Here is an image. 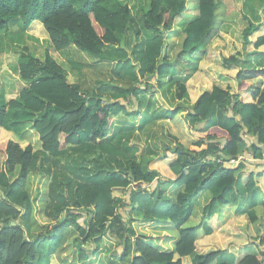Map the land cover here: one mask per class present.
<instances>
[{"label": "trees", "instance_id": "obj_1", "mask_svg": "<svg viewBox=\"0 0 264 264\" xmlns=\"http://www.w3.org/2000/svg\"><path fill=\"white\" fill-rule=\"evenodd\" d=\"M220 4V0H197L191 6L193 18L177 29L189 0H150L141 25L121 0H0V42L4 35H40L54 51L76 48L96 61H113L129 37L144 39L138 57L142 82L137 80V86L116 95L114 101L85 93L78 82H71L50 50L42 57L26 45L2 51L24 85L14 93L13 82L0 81V264H53V258L65 253L71 230L77 234L74 245L81 263L96 256L104 239L122 247L120 260H128L127 264H216L230 246L256 243L252 224L264 174L244 176L242 163L236 167L226 163L239 157L247 145L246 135L257 139L247 146L252 157L263 159L264 83L254 88L250 82L264 79V67L245 70L240 53L227 58L205 47L219 34L215 22ZM241 20L246 23L241 30L244 52L264 56V19L256 23L242 13ZM201 48L208 59H220L222 67L239 70L238 93L207 88L183 116L198 140L187 148L174 137L175 146L167 147L161 157L138 160L135 147L129 146L130 136L124 141L113 137L114 120L138 119L144 99L151 103L149 97L165 85L175 86L177 100L189 98L188 81L197 69L184 75L178 67ZM247 91H252L254 103L244 102L241 94ZM133 103L138 109L130 111ZM182 111L178 106L169 114H156L173 120ZM23 124L36 135L35 146L18 135L16 127ZM137 128L139 132L146 127ZM109 148L122 157L115 158L114 168L103 155ZM72 155L78 158L76 163L70 162ZM94 159L96 175L90 177ZM103 169L107 175L102 181L98 174ZM33 177L46 182L43 194L38 190L34 198L28 188ZM174 184L182 189L175 203L164 189ZM240 186L250 210L220 227L219 246H214L209 222L216 208L232 203ZM207 191L218 196L202 218H192L194 198ZM36 202L51 222L45 231H30L31 236L27 227L36 224L32 216ZM11 220L16 226L10 225ZM138 222L164 224L173 235L159 243V238L138 234ZM237 264H264V252Z\"/></svg>", "mask_w": 264, "mask_h": 264}, {"label": "rangeland", "instance_id": "obj_2", "mask_svg": "<svg viewBox=\"0 0 264 264\" xmlns=\"http://www.w3.org/2000/svg\"><path fill=\"white\" fill-rule=\"evenodd\" d=\"M149 1L150 0H121L122 3L132 8V13L135 14V17L139 21L140 25L141 14L143 10L148 9ZM196 1L197 0H189L188 9L183 14L182 22L177 26V29H182L183 23L193 18L195 13L191 6H193ZM220 2L221 4L217 12L215 24L217 25V31L219 33V37L217 38L221 39L220 41H215V39L213 41L211 40L208 49H213L217 52L221 49H226L225 51H227V53H233L234 51H237L240 48V43L242 42L241 30L246 24L244 20H241L242 13H246L256 23L262 22L264 19V0H220ZM221 34L223 35V37L221 36ZM143 40L144 39H135L133 37H129L125 41L126 44L121 49H119L120 53L116 55L117 57L115 60L96 61L90 58L89 56L85 55L84 53L80 52L76 48H72L62 52L54 51L53 49H51L48 40L40 35L37 36V38L24 33H21L19 35H4L2 41L0 42V61L3 62V67L0 69V81L8 79L10 82H13V85L11 87L14 93H18L20 87H23L24 83L19 80L18 73L15 70H12L11 67H9L7 60H5V55L2 51H7L12 48L18 49V46L26 45L30 48V50L35 49V52L38 54L39 57L44 56L46 50H50V53L53 58H55V60L67 70L70 81L78 82L83 87L85 93L96 92L104 99V101H114L116 95H123L124 93L131 90L133 87L137 86L140 81L142 82L141 68L138 62V57L141 54L140 50ZM222 41L224 42L222 43ZM220 53L222 54V52ZM190 55H188L187 59L191 61V64H194L199 54L194 53L192 55L194 56L192 57V59H190ZM137 80L140 81L137 82ZM151 83L154 84V80H152ZM158 97H160L163 106L166 105V103L163 101L162 96L158 95ZM150 102L151 103L144 99L145 115L143 116V122H145L144 119L148 120L150 117H152L150 112H153V115H156L154 110L159 107V105L156 103V96H153L150 99ZM168 102L171 105L170 108H173L174 95L171 101L170 98L168 99ZM170 108H167L162 111H165L169 114V112L172 111L170 110ZM159 123L150 125L143 131H139L137 133L138 135H136L138 139L135 140V143L137 144L135 147H138L139 150H141L142 147L153 148L158 150L159 147L163 146V143L159 142V137H163V140L164 138H167L174 142V126H172L171 122L166 121L162 125H160ZM16 129L17 131H20V134L18 135H20V137H24L27 142L32 143L34 146L38 144L36 135H34V133L30 130V125L23 124L22 126L16 127ZM180 129L184 130V126L178 127L177 130H175L176 133H178ZM16 132L14 133L15 136ZM30 132L32 133V135H30ZM99 153L100 151L97 150L96 156H98ZM117 153L118 152L113 150L112 148H109V150H104L103 152V155L105 154L104 157L110 162V166H112V168H114V166L117 164V160L115 158H118L120 160L122 159L121 155H115ZM80 157H82V155H80ZM69 160L71 163H76L78 158L72 155L69 157ZM93 161L94 163L90 177L96 175L95 167L98 165V160L94 159ZM118 171L119 170L117 169L116 172ZM119 172H121V170ZM72 174L74 173L72 172ZM106 175L107 174L105 172V169H103L98 174L102 181L105 179ZM43 182L44 181H39L38 179L35 183V188L34 185H32V189L28 184V188L33 198L36 197L38 190H40V188L43 186ZM66 194H68V191L66 192ZM262 198L263 196H261L260 199L262 200ZM260 212L263 214V207H261ZM32 216L35 219L36 224L32 227H30L31 225L27 227L28 234L31 235V232L32 234H37L41 231L47 230V228L50 226L49 224L51 221L49 219H46V217L43 215V212L41 211V203L36 202L34 204ZM82 221L83 220H81L80 222ZM10 225L16 226L15 222L12 220L10 221ZM144 230V234L146 236L156 238V232L150 231L148 228ZM75 237H77V234L73 230H71V235L68 238L69 241L65 244L66 248L63 249L65 253L61 252L57 255V257L53 258V264H81V262L78 261V257H80V250L79 248H77L78 246L76 247L74 245ZM159 243H162V241H159ZM115 246L117 247V249L116 254L114 255H118L117 258L119 260L123 249L122 247H118L117 245ZM88 248L91 249V247ZM100 250L98 253H100ZM218 260L219 264L224 262H232L231 260H229L228 254L223 255ZM95 263V260H90L89 262L84 264ZM127 263L128 260L117 261L110 259L109 252V254H107L106 256V259H103L102 264Z\"/></svg>", "mask_w": 264, "mask_h": 264}, {"label": "crops", "instance_id": "obj_3", "mask_svg": "<svg viewBox=\"0 0 264 264\" xmlns=\"http://www.w3.org/2000/svg\"><path fill=\"white\" fill-rule=\"evenodd\" d=\"M263 22V21H262ZM223 37V35L221 34ZM216 36L214 39L219 40L221 38ZM217 38V39H216ZM212 39V41L214 40ZM224 41H222L223 43ZM210 44V42H209ZM209 44H207L205 47L209 48ZM225 45V43H224ZM203 47V48H205ZM225 47V46H223ZM201 48L199 51L195 52L199 54V56L193 59H196V62L194 64H191V61L185 59V62L182 63L181 66L178 67V70L182 71V73L185 74H190L189 72H192L193 70L197 69L195 72L191 74V77L188 81V88H189V98H186L184 101H179L175 97V86H168L165 85L161 89H157L158 93L155 95L156 96V103L159 105L155 111L158 113H162V110H165L167 108H170V104L168 102V99L170 98V101L173 98L174 95V107L170 108V110L175 109L176 107L180 106L183 111L180 115H178L175 119L173 120H166V119H161L160 117L156 115H153V112H150L152 117H150L148 120L144 119L145 122H143V116L145 115V107L144 104L142 105V112L141 116L136 119L135 121H132L131 119L125 118V117H120L114 120L113 128H112V135L115 139H118L120 137H123V141L130 136V141H129V146L135 147L137 144L135 143V136L138 135V128L141 126H145L146 128L150 125L157 124L159 123L162 125L166 121L171 122L172 126H174V137L178 138L181 142V144L185 145L187 148L190 147V145L197 141L198 139L193 135V133L189 130L188 126L184 122V115L188 113V111H191L193 108V104L195 101L198 99V97L207 89L213 86H218L222 89H229L231 90V93L236 94L238 93V83L236 80V76L239 72L238 69L234 70H229L221 65V60L220 59H208L204 55V50ZM72 49V48H71ZM220 50L218 51L219 53L222 52V55L224 57H230L232 55H237L240 53V62H241V68L247 70L253 67H264V56H247V53L244 52L243 49V43H240V48L237 51H234L233 53H227V51ZM194 54V53H193ZM193 54H191L189 57L192 59ZM264 83V79H259L250 82L251 87H261ZM156 85V83H154ZM157 86V85H156ZM154 86V87H156ZM158 95H161L163 98V101L166 103V105L163 106L162 101L160 100V97ZM241 96L244 99L245 103H254L253 97H252V91H247L241 94ZM153 97V96H152ZM151 96L149 98H152ZM168 104V105H167ZM130 111L137 110L138 105L137 104H130ZM122 119V120H120ZM118 123V124H117ZM122 124V125H120ZM120 125V126H119ZM184 126V130H181L176 133L175 130H177L178 127ZM144 128V129H146ZM143 129V130H144ZM142 130V131H143ZM122 132L123 134H120L116 136L115 134ZM174 138V142L172 140H169L167 138L159 137V142L163 143L162 147H159V149H153V148H146L142 147L141 150L138 149V147H135L136 149V157L138 160H142L144 163L146 162L147 159L153 158V157H161L165 149L167 147H174L176 144ZM245 139L247 141V145L243 146L241 148V154L239 155L241 160L239 162L244 165L243 167V172L244 176H247L251 173L255 174H264V156L263 159H254L250 153V150L247 146H250L253 143H257V139L246 135ZM157 144V142H156ZM173 145V146H172ZM147 152V155H146ZM237 164L236 166H238ZM235 166V167H236ZM38 177H33L31 182H29V186L32 189V185H34L35 188V183L38 180ZM45 183L43 182V186L40 188L39 192L40 194L44 192L45 189ZM263 186H264V176H263ZM156 184V183H155ZM155 184L153 187H155ZM37 185V184H36ZM48 185V184H47ZM47 187V186H46ZM238 188V187H237ZM235 189L232 198L233 201L232 203L226 205V206H221L219 208H216V213L214 217L210 220L209 224L212 226L214 230V234L210 237V240L214 246H219V240H217L216 233L218 229L224 225H226L229 221L235 218H243L245 217L246 213L250 210V207L248 205V195L245 192V189L240 186L238 189ZM166 189V194L172 199V201H176L177 195L182 191L181 188L176 187V184L174 186L169 185L165 187ZM170 189V191H169ZM172 189V191H171ZM45 194H47V188L45 191ZM218 194L214 191H207L203 192L197 197L194 198V211L192 213V218L194 219H200L204 215V209L210 204V202L216 198ZM261 196H263L262 200L260 199ZM263 200H264V190H260L258 194V206L254 210L256 214V222L252 224V229L253 233L255 236V239H257L255 244H252L250 246H235L232 245L228 249L227 254L229 255V260H231L232 264H237L241 259L248 255H257L260 253V251L264 252V244L261 243V236L264 235V212L263 214L260 212L261 207H263ZM44 215V213H43ZM136 231L138 234H143L145 232L144 229L148 228L150 231L156 232V238H159V241L164 240L167 235L172 234L173 235V229L166 227L164 224H156V223H136ZM176 235V231H174V236ZM154 238V237H153ZM205 238L203 230L200 231L199 239ZM116 244L104 239L102 241V247L100 250V253L96 255V257L91 258L90 260H95V264H102L103 259H106L107 254L110 252V259L112 260H118L117 256L114 255L116 254V249L117 247L115 246ZM114 255V256H112ZM89 260V261H90ZM88 261V262H89ZM230 263V262H228ZM84 264V263H81ZM219 264V263H216Z\"/></svg>", "mask_w": 264, "mask_h": 264}, {"label": "built area", "instance_id": "obj_4", "mask_svg": "<svg viewBox=\"0 0 264 264\" xmlns=\"http://www.w3.org/2000/svg\"><path fill=\"white\" fill-rule=\"evenodd\" d=\"M240 160H241V158H240V156H239L237 159H232V160L228 161V162L226 163V165H229V166H236L237 164H239ZM217 162H218V163H221L220 160L217 161ZM224 164H225V163H224Z\"/></svg>", "mask_w": 264, "mask_h": 264}]
</instances>
